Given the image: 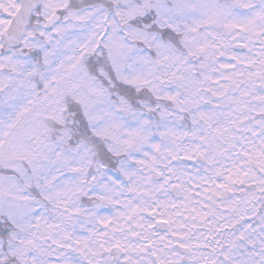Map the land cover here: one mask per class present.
<instances>
[{
	"label": "snow or ice",
	"instance_id": "1",
	"mask_svg": "<svg viewBox=\"0 0 264 264\" xmlns=\"http://www.w3.org/2000/svg\"><path fill=\"white\" fill-rule=\"evenodd\" d=\"M0 264H264V0H0Z\"/></svg>",
	"mask_w": 264,
	"mask_h": 264
}]
</instances>
